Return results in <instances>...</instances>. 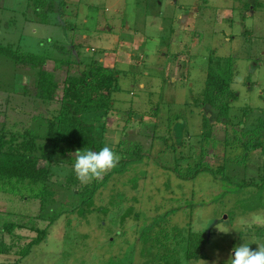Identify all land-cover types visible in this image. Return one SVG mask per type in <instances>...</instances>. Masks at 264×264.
Listing matches in <instances>:
<instances>
[{
	"label": "rangeland",
	"instance_id": "1",
	"mask_svg": "<svg viewBox=\"0 0 264 264\" xmlns=\"http://www.w3.org/2000/svg\"><path fill=\"white\" fill-rule=\"evenodd\" d=\"M72 2L73 12L60 11L65 27L52 21L58 11L30 32L1 0L0 42L49 57L63 55L53 46L60 43L76 60L93 58L124 71L111 111L81 117L96 121L102 147L140 159L87 183L71 171L73 147L63 164L41 160L52 199L41 205L26 188L2 190L0 212L3 222L41 215L46 239L26 255L0 253V264H226L235 246L264 244V225L241 223L264 215V155L241 144L264 121V0ZM225 65L237 98L229 116L217 121V109L201 100L207 69ZM34 81L0 56V82L15 88L9 98L0 91V127L45 130L42 110L49 104L18 95ZM66 209L48 224L51 214ZM190 231L204 234L206 244L203 257L187 261L179 243ZM15 233L22 237L18 245L36 235L26 228Z\"/></svg>",
	"mask_w": 264,
	"mask_h": 264
},
{
	"label": "trees",
	"instance_id": "2",
	"mask_svg": "<svg viewBox=\"0 0 264 264\" xmlns=\"http://www.w3.org/2000/svg\"><path fill=\"white\" fill-rule=\"evenodd\" d=\"M61 5L65 6L64 1L55 5V0H27L25 17L39 23H48V14L60 9ZM64 47L63 45L58 47V50L63 52L62 56L49 57L24 51L13 43L0 42V56L10 59L16 69L23 74H30L35 78L31 85L25 84L20 88L21 90L18 89L21 91L18 95L29 96L35 99V102L42 101L45 105L49 104L42 110V114H45L42 117L45 121L44 131L34 132L27 128L20 132L8 127H0V191L16 192L18 188H26L31 196L40 198L41 205L48 201V197L52 199L53 193L49 189L48 166L41 165L40 161L63 164L70 147H73L77 154L78 150L98 151L102 148V143L97 141L93 132L95 120H85L81 114L90 110L93 114L99 110L104 111L105 114L109 113L113 103L112 94L120 89L118 80L120 75L124 74V71L117 67L103 65L93 58L90 59L91 62L89 59L86 62L76 60L69 54L71 50ZM65 50L68 52L66 53ZM50 62H52L51 66L48 65ZM232 74L230 65L207 69L201 103L217 109V121L229 116L230 103L237 98L230 85ZM3 86L0 82V91L7 92L9 94L7 97H11L15 88L9 90ZM57 92L60 93L59 97L55 96ZM250 131L251 138L242 141V146L251 150L260 147L264 155V121ZM202 134L204 137H210L211 127L208 125ZM139 159L128 157L122 152L116 166L122 164L124 168V163ZM111 173L112 171L105 176L103 183ZM88 201L79 202L83 206L82 210L85 209L84 204ZM80 205L75 206L71 211L79 210ZM64 212L69 210L51 214L48 224ZM4 215L0 212V253L10 254L15 251L18 256L26 255L34 244L46 239V227L38 226L41 215H19L23 223L3 222ZM20 228L34 231L36 235L28 242L18 245L16 241H20L22 237L17 235L15 230ZM186 234L180 237L183 240L179 243L180 248L184 250L185 260H197L203 257L206 236L191 231Z\"/></svg>",
	"mask_w": 264,
	"mask_h": 264
},
{
	"label": "clouds",
	"instance_id": "3",
	"mask_svg": "<svg viewBox=\"0 0 264 264\" xmlns=\"http://www.w3.org/2000/svg\"><path fill=\"white\" fill-rule=\"evenodd\" d=\"M119 157L109 146H104L98 151L90 149L78 150L76 159L72 162L71 171L82 183L101 176L107 170L114 168ZM246 228L255 225H264V215H256L249 221L241 220ZM249 243H241L233 249V255L226 264H264V244L257 245L256 249L249 247Z\"/></svg>",
	"mask_w": 264,
	"mask_h": 264
},
{
	"label": "crops",
	"instance_id": "4",
	"mask_svg": "<svg viewBox=\"0 0 264 264\" xmlns=\"http://www.w3.org/2000/svg\"><path fill=\"white\" fill-rule=\"evenodd\" d=\"M61 1H63V0H58L59 3H61ZM0 2H1V0H0ZM66 2L67 3H65V6H62L61 5L60 6V9L58 8V10L55 11V12H58L59 11L58 12L59 13V16L57 18L52 19V21H53L54 24H56L58 26H61V27L62 26L65 27V25H67L66 22H62L64 15H63V13L61 15V12H60L61 9L64 10V12H65L66 9H67V11H72L73 12V9L74 8L73 7H70V6L75 5V3L72 2V0H66ZM1 8H4L5 10L10 11L11 12L10 13V17L13 16L12 13H15V14L18 13V15L20 17L19 19L22 22L23 28L27 27V30L30 31V32H35L36 30H38L39 27L42 26L41 24H44V25L50 24V21L49 20H48V23H39V22H36L34 20H29V19H27L25 17L26 16L25 15V12L27 10V0H2ZM55 12H52V13H55ZM50 14L51 13L48 14V17H49ZM5 24H7V22H5ZM124 36H127V38H129V35L127 33H121L120 37L122 38ZM59 45H62V44H60V43L53 44L54 48L57 49V50H58ZM100 60H102V59H100Z\"/></svg>",
	"mask_w": 264,
	"mask_h": 264
}]
</instances>
